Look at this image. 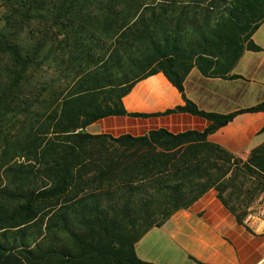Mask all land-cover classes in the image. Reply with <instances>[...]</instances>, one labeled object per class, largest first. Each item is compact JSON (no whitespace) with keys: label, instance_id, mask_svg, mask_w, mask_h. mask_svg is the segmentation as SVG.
Wrapping results in <instances>:
<instances>
[{"label":"trees","instance_id":"1","mask_svg":"<svg viewBox=\"0 0 264 264\" xmlns=\"http://www.w3.org/2000/svg\"><path fill=\"white\" fill-rule=\"evenodd\" d=\"M3 3L0 166L6 159L11 176L0 180V264H153L137 257L135 243L211 188L242 222L245 200L264 188V143L242 160L207 135L237 114L263 111L264 99L210 112L185 95L183 81L194 66L228 78L244 49L259 50L251 35L264 21V0ZM157 72L183 104L127 111L123 97ZM173 112L210 124L140 136L85 131L109 115ZM247 181L240 200L235 193Z\"/></svg>","mask_w":264,"mask_h":264},{"label":"crops","instance_id":"2","mask_svg":"<svg viewBox=\"0 0 264 264\" xmlns=\"http://www.w3.org/2000/svg\"><path fill=\"white\" fill-rule=\"evenodd\" d=\"M251 40L260 49H244L228 78L205 77L196 67L191 68L183 81L185 95L198 107L221 114L262 101L264 21ZM150 81L152 86L148 87ZM122 101L129 112L154 114L183 104L181 93L162 72L139 80ZM209 124L206 118L188 112L147 117L109 115L89 124L85 131L140 136L160 128L172 133L202 131ZM207 141L246 158L254 147L264 143V110L237 114L207 135ZM135 253L153 264H264V221L253 227L237 222L211 188L189 207L175 211L161 226L149 229L135 243Z\"/></svg>","mask_w":264,"mask_h":264},{"label":"rangeland","instance_id":"3","mask_svg":"<svg viewBox=\"0 0 264 264\" xmlns=\"http://www.w3.org/2000/svg\"><path fill=\"white\" fill-rule=\"evenodd\" d=\"M4 10H5V6H4V3H3V0H0V24H3V20H2V14H3V12H4ZM195 67V66H194ZM193 68V67H192ZM189 73V72H188ZM236 156H238L237 154H235ZM239 158H241L242 160H245L246 158H242V157H240V156H238ZM247 157V156H246ZM31 161V164H33V166H38V168L39 169H42L43 168V160H37L36 161V159L34 158V159H31L30 160ZM30 161H28V162H30ZM5 162V163H4ZM5 166H6V159H4V160H2V162H1V166H0V180L4 177L5 178V176H11V174H10V172H6L5 171ZM241 177L239 178V180L241 181ZM237 184H239V182H236ZM236 183L234 182L233 183V185L232 186H236ZM1 185L3 184V183H0ZM251 184H250V182L249 181H247L245 184H244V188L240 191V190H237L236 191V193L235 194H237V195H239V197H240V200H244L245 198H246V193H245V190H246V188H249V186H250ZM234 188V187H233ZM229 190H231L230 188L229 189H227V191L225 192V196L226 195H228V193H229ZM263 192H264V188L263 189H261V190H259L258 192H257V194H255V196L251 199V200H245V205H247V207H246V211H247V208L248 207H250V206H252L254 203H256V202H259L260 201V198H261V195H263ZM234 197H235V195H233V199H234ZM231 203H233V201H231ZM60 204L61 205H59V206H61V208H63L64 206H62L63 205V202H60ZM238 208H241V206L239 207L238 206ZM46 210V209H45ZM62 211H63V209H61ZM44 210H42V212H43ZM45 214H46V212H45ZM38 228V227H37ZM60 236L62 237V236H64V234L63 233H61L60 234Z\"/></svg>","mask_w":264,"mask_h":264},{"label":"built area","instance_id":"4","mask_svg":"<svg viewBox=\"0 0 264 264\" xmlns=\"http://www.w3.org/2000/svg\"><path fill=\"white\" fill-rule=\"evenodd\" d=\"M260 221H264V192L263 195H261L259 202H256L247 208L242 219V223L246 227H253Z\"/></svg>","mask_w":264,"mask_h":264},{"label":"bare ground","instance_id":"5","mask_svg":"<svg viewBox=\"0 0 264 264\" xmlns=\"http://www.w3.org/2000/svg\"><path fill=\"white\" fill-rule=\"evenodd\" d=\"M152 81H150L147 85H148V87H151L152 86V83H151ZM143 85H146V83H144ZM130 100H132V99H130ZM131 109L133 108L131 105H128Z\"/></svg>","mask_w":264,"mask_h":264}]
</instances>
